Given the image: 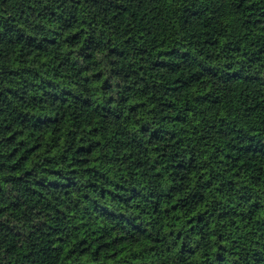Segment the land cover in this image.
Segmentation results:
<instances>
[{"label":"trees","instance_id":"1","mask_svg":"<svg viewBox=\"0 0 264 264\" xmlns=\"http://www.w3.org/2000/svg\"><path fill=\"white\" fill-rule=\"evenodd\" d=\"M0 264H264V0H0Z\"/></svg>","mask_w":264,"mask_h":264}]
</instances>
